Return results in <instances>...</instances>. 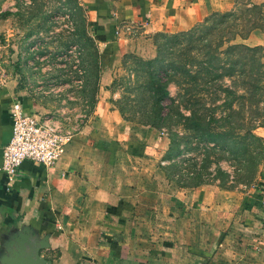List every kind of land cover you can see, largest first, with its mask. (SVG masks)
I'll list each match as a JSON object with an SVG mask.
<instances>
[{
	"label": "crops",
	"instance_id": "1",
	"mask_svg": "<svg viewBox=\"0 0 264 264\" xmlns=\"http://www.w3.org/2000/svg\"><path fill=\"white\" fill-rule=\"evenodd\" d=\"M196 4L84 0L101 68L93 119L52 166L23 160L11 182L0 170V236L22 226L46 235L48 247L40 254L51 264H264V163L246 191L200 184L168 194L145 182L128 192L114 180V157L156 156L161 139L147 127H127L111 108V68L123 54L150 48L156 33L191 27L206 12ZM255 32L237 41L264 44L250 39ZM13 101L9 90H0V165ZM260 130L264 126L255 133Z\"/></svg>",
	"mask_w": 264,
	"mask_h": 264
},
{
	"label": "rangeland",
	"instance_id": "2",
	"mask_svg": "<svg viewBox=\"0 0 264 264\" xmlns=\"http://www.w3.org/2000/svg\"><path fill=\"white\" fill-rule=\"evenodd\" d=\"M194 2L207 15L230 8L233 0ZM81 3L84 0H0V90H9L14 101L51 122L60 132L69 133L71 139L93 119V107L99 97L98 49ZM259 38L263 41L264 35L256 31L250 39ZM155 40L160 48L159 59L165 63L182 61L177 54L180 48L184 49L183 41L180 48H175L163 37L153 35L150 48L143 46L138 52L121 56L111 68L107 88L111 108L117 110L127 127L140 125L158 132L161 152L141 160L114 157L111 162L119 166L115 182L120 190L128 192L140 190L145 182L156 187L155 192L168 194L200 184L248 190L258 180L264 153L255 156L253 161L257 164L254 163V174L248 180L251 159L241 148L240 129L231 150L226 138L215 146L184 129L180 119L167 118L168 99L156 103L149 74L156 73L167 81L170 97L177 89L182 91L184 85H176L175 80L180 77L155 71V66L148 64L157 56ZM258 135L264 142V130Z\"/></svg>",
	"mask_w": 264,
	"mask_h": 264
},
{
	"label": "trees",
	"instance_id": "3",
	"mask_svg": "<svg viewBox=\"0 0 264 264\" xmlns=\"http://www.w3.org/2000/svg\"><path fill=\"white\" fill-rule=\"evenodd\" d=\"M252 31L264 35V1L233 0L230 8L211 11L186 30L155 34L175 48L183 41L184 49L177 54L182 61L159 59L156 40L157 56L147 61L155 71L180 77L177 86L184 85L170 97L167 81L149 74L156 103L168 99V119H180L184 129L215 146L226 138L231 150L237 129L242 131L241 148L251 159L248 180L255 156L264 153V142L255 133L264 126V44L237 41Z\"/></svg>",
	"mask_w": 264,
	"mask_h": 264
},
{
	"label": "built area",
	"instance_id": "4",
	"mask_svg": "<svg viewBox=\"0 0 264 264\" xmlns=\"http://www.w3.org/2000/svg\"><path fill=\"white\" fill-rule=\"evenodd\" d=\"M11 134L1 148L0 170L11 182L23 160L45 167L52 166L60 157L63 147L71 140L67 132H60L51 122L25 109L20 103L9 104Z\"/></svg>",
	"mask_w": 264,
	"mask_h": 264
},
{
	"label": "water",
	"instance_id": "5",
	"mask_svg": "<svg viewBox=\"0 0 264 264\" xmlns=\"http://www.w3.org/2000/svg\"><path fill=\"white\" fill-rule=\"evenodd\" d=\"M0 264H51L40 251L48 247L47 236L39 237L28 226L0 236Z\"/></svg>",
	"mask_w": 264,
	"mask_h": 264
}]
</instances>
